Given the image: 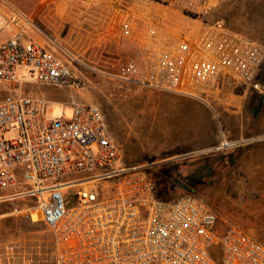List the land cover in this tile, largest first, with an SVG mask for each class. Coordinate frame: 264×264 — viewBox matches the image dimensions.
Returning <instances> with one entry per match:
<instances>
[{
	"label": "built area",
	"instance_id": "built-area-1",
	"mask_svg": "<svg viewBox=\"0 0 264 264\" xmlns=\"http://www.w3.org/2000/svg\"><path fill=\"white\" fill-rule=\"evenodd\" d=\"M210 12L209 0H143L129 10L120 31L142 53L139 85L189 97L221 78L260 87L264 46ZM9 23L17 33L0 42V203L36 198L56 264H264V244L221 227L202 199L159 198L154 179L124 164L97 104L73 100L70 120L50 118L47 99L23 94L25 73L37 84L82 89L85 81L24 39L23 18Z\"/></svg>",
	"mask_w": 264,
	"mask_h": 264
},
{
	"label": "rangeland",
	"instance_id": "rangeland-1",
	"mask_svg": "<svg viewBox=\"0 0 264 264\" xmlns=\"http://www.w3.org/2000/svg\"><path fill=\"white\" fill-rule=\"evenodd\" d=\"M141 1L71 0L66 18V0H0V41L17 33L9 18L18 15L25 40L43 44L85 81L82 89L37 84L25 73L23 94L47 99L50 118L70 120L73 100L97 104L125 165L155 181L169 169L191 176L194 195L220 216L221 227L236 225L264 244V105L252 124L256 138L238 137L235 112L243 98L264 100V68L260 92L233 78L211 83L199 97L139 85L136 74H146L143 56L121 36L120 24ZM229 137L237 139L231 147L224 141ZM0 254L3 264H55L52 235L35 197L0 203Z\"/></svg>",
	"mask_w": 264,
	"mask_h": 264
},
{
	"label": "crops",
	"instance_id": "crops-1",
	"mask_svg": "<svg viewBox=\"0 0 264 264\" xmlns=\"http://www.w3.org/2000/svg\"><path fill=\"white\" fill-rule=\"evenodd\" d=\"M66 0V8H63L62 16H70V2ZM211 4L210 20L222 19L226 27L234 34L240 35L252 42H264V23L261 21L264 16V0H209ZM134 2V1H133ZM132 0H125V5H131ZM13 37V36H12ZM11 37V38H12ZM8 40V39H7ZM6 41V40H3ZM2 42V41H0ZM263 75V71H262ZM256 91H261L262 82L259 81ZM256 92V93H257ZM258 94V93H257ZM256 94V95H257ZM259 95V94H258ZM173 98V97H170ZM240 108L235 111L239 116V138H256L259 132L252 131V124L260 117L264 100L257 97H246L242 99ZM205 104V103H204ZM207 105V104H206ZM228 125L227 134L230 135V116L225 118ZM251 133V134H250ZM228 137V136H227ZM228 145L237 141L236 138H226ZM219 137L217 135V141ZM216 141V142H217ZM232 145V146H233ZM231 147V145H230Z\"/></svg>",
	"mask_w": 264,
	"mask_h": 264
},
{
	"label": "trees",
	"instance_id": "trees-1",
	"mask_svg": "<svg viewBox=\"0 0 264 264\" xmlns=\"http://www.w3.org/2000/svg\"><path fill=\"white\" fill-rule=\"evenodd\" d=\"M263 76V75H262ZM262 76L260 78L262 82ZM156 188H157V195L159 198L164 200H172V194H192V186L195 185V182L191 176L182 177L180 175H176L173 169L169 170H162L156 175ZM170 196V198H166ZM1 256V254H0ZM2 257V256H1ZM55 258V254H54ZM3 262V259H2ZM56 264V258H55Z\"/></svg>",
	"mask_w": 264,
	"mask_h": 264
},
{
	"label": "bare ground",
	"instance_id": "bare-ground-1",
	"mask_svg": "<svg viewBox=\"0 0 264 264\" xmlns=\"http://www.w3.org/2000/svg\"><path fill=\"white\" fill-rule=\"evenodd\" d=\"M226 146H230V145H228L227 143H226ZM41 213V212H40Z\"/></svg>",
	"mask_w": 264,
	"mask_h": 264
}]
</instances>
